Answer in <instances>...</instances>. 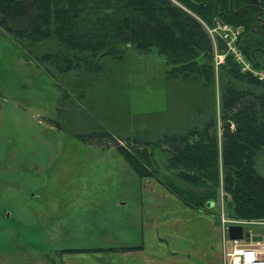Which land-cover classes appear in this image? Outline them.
<instances>
[{
    "label": "trees",
    "instance_id": "16d2710c",
    "mask_svg": "<svg viewBox=\"0 0 264 264\" xmlns=\"http://www.w3.org/2000/svg\"><path fill=\"white\" fill-rule=\"evenodd\" d=\"M179 1L183 5L173 0H0V31L12 36L28 58L59 80V87L66 91L64 102L73 105L75 99L81 100L87 113L95 117L121 116L123 128L134 120L127 106L129 99L121 107L115 103L113 108L97 111L85 90L94 86L92 75H104L107 60L121 59L126 49L138 54L156 49L172 81L179 80L168 93L176 96L182 91L188 99L186 105L172 106L171 112L181 117L174 118L157 140L150 138V130L131 136L116 134L105 126L76 135L88 145L116 147L141 178L158 174L155 149L164 145L167 169L175 170L182 183L205 188L206 194L214 196L222 180L238 218L264 219V173L258 169L264 156V78L243 70L235 55L228 54L219 65L217 116L215 54L226 53L227 41L220 32L214 41L207 28L216 26L215 15L223 17V23L242 26L240 51L254 67H262L264 0ZM41 44L47 47L42 50ZM70 73L86 74L90 82L82 91L75 86L68 89L62 79ZM197 87L202 92L195 93ZM74 92L84 96L73 97ZM198 94L209 101L196 105L193 101ZM51 122L60 126L58 120ZM158 179L188 206L197 210H203V204L209 207L210 200L197 205ZM141 247L69 248L61 252Z\"/></svg>",
    "mask_w": 264,
    "mask_h": 264
},
{
    "label": "rangeland",
    "instance_id": "374dc122",
    "mask_svg": "<svg viewBox=\"0 0 264 264\" xmlns=\"http://www.w3.org/2000/svg\"><path fill=\"white\" fill-rule=\"evenodd\" d=\"M173 2L183 5L179 0ZM214 20V28L207 26L215 29L214 41L215 34H223L225 24L242 37V26L223 23V17L217 15ZM239 39L233 41L232 48L227 43L226 53L215 54L217 116L219 65L228 54L235 55L243 70L264 78V66L254 67L248 61L240 51ZM40 47L44 50L47 46ZM260 56L257 53L256 58ZM107 67L104 75H92L94 86L85 90L86 97L97 111L113 108L115 103L121 107L128 98L134 120L124 128L121 116L95 117L87 113L81 100L75 99L73 105L67 103L69 100L64 102L66 91L59 87V80L38 66L34 58H28L12 36L0 31V264H62L59 253L63 248L92 247L90 241L117 245L126 237L128 243H136L132 239L135 228H131L132 237L126 236L123 220L139 218L134 214L138 213L143 183L148 190L152 184L163 185L158 178L197 205L204 199L213 201L211 207L201 205V211L214 213L222 232L228 223L243 225L252 233L264 232V219L246 220L235 215L232 196L225 192L222 180L214 196L206 194L205 188L182 183L175 170L167 169L164 145L155 149L158 174L141 178L116 147L101 148L79 139V132L105 126L116 134L131 136L150 130V138L157 140L174 118L181 117L171 112L172 106H182L188 100L182 91L176 96L168 93L179 80L172 81L156 49L144 54L126 49L121 59L107 60ZM89 78L70 73L62 80L68 89L75 86L82 91ZM200 90L197 87L195 93ZM78 93L72 96H84ZM196 98L192 100L196 105L209 101L199 94ZM51 120H58L60 126ZM258 169L264 173V156L258 161ZM120 201L128 204L119 205ZM249 243L264 255L263 240ZM226 244L232 247L234 242L228 237Z\"/></svg>",
    "mask_w": 264,
    "mask_h": 264
},
{
    "label": "crops",
    "instance_id": "0c3cea01",
    "mask_svg": "<svg viewBox=\"0 0 264 264\" xmlns=\"http://www.w3.org/2000/svg\"><path fill=\"white\" fill-rule=\"evenodd\" d=\"M137 206L139 218L123 220L126 236L117 245L90 241L92 247H137L127 251H71L60 252L62 264H224L225 248L220 222L214 213L194 209L169 192L161 184L141 188ZM119 205L128 204L120 201ZM133 211V208H131ZM133 219V220H132ZM137 227V228H136ZM131 228H135L131 234ZM262 235L264 232H254ZM131 239V238H130ZM87 246V245H84ZM226 248L231 246L226 244ZM69 249V248H63ZM61 249V250H63Z\"/></svg>",
    "mask_w": 264,
    "mask_h": 264
},
{
    "label": "built area",
    "instance_id": "2783aa9c",
    "mask_svg": "<svg viewBox=\"0 0 264 264\" xmlns=\"http://www.w3.org/2000/svg\"><path fill=\"white\" fill-rule=\"evenodd\" d=\"M223 38L226 39L230 48L233 47V41L238 37V33L230 29L229 25L225 24L222 26ZM211 35L213 36L215 29H209ZM234 53L238 52L232 50ZM240 57L241 53L238 54ZM225 222V221H224ZM228 225H223L224 234V264H264V255L260 248L253 245L252 243H247L242 240H232L234 242L233 246L228 249L226 248V239H228Z\"/></svg>",
    "mask_w": 264,
    "mask_h": 264
},
{
    "label": "water",
    "instance_id": "95a60500",
    "mask_svg": "<svg viewBox=\"0 0 264 264\" xmlns=\"http://www.w3.org/2000/svg\"><path fill=\"white\" fill-rule=\"evenodd\" d=\"M214 205L213 201L208 202V206L211 207ZM228 237L231 240H243L247 243L251 241H260L263 240L262 235H255L249 229L245 230L243 225L230 224L228 228Z\"/></svg>",
    "mask_w": 264,
    "mask_h": 264
}]
</instances>
